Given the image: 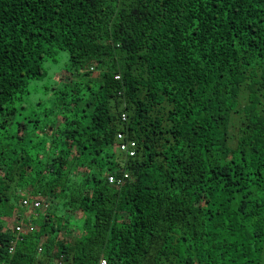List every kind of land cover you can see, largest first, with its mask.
<instances>
[{
    "label": "trees",
    "instance_id": "1",
    "mask_svg": "<svg viewBox=\"0 0 264 264\" xmlns=\"http://www.w3.org/2000/svg\"><path fill=\"white\" fill-rule=\"evenodd\" d=\"M102 259L264 264V0H0V264Z\"/></svg>",
    "mask_w": 264,
    "mask_h": 264
},
{
    "label": "built area",
    "instance_id": "2",
    "mask_svg": "<svg viewBox=\"0 0 264 264\" xmlns=\"http://www.w3.org/2000/svg\"><path fill=\"white\" fill-rule=\"evenodd\" d=\"M121 120H126V115L123 113L121 114ZM117 141H118V147L121 152H124L130 157H133L135 155V144L132 141H126L124 136L119 133L117 135ZM128 178V174H123L121 178H116L114 176H110L108 178L109 184H115L116 186H121L125 182V180ZM22 208L26 212H30L31 210L40 209L42 207V203L40 201H31L28 198H25L21 202ZM27 229L29 232L33 230V224L32 219L30 216H23V219L20 220V222L14 226L15 233L17 234V238H19L24 232L23 229ZM14 252V243L11 244L9 247L8 253L12 255ZM99 264H106L105 260H100Z\"/></svg>",
    "mask_w": 264,
    "mask_h": 264
},
{
    "label": "rangeland",
    "instance_id": "3",
    "mask_svg": "<svg viewBox=\"0 0 264 264\" xmlns=\"http://www.w3.org/2000/svg\"><path fill=\"white\" fill-rule=\"evenodd\" d=\"M64 58V60H60L57 64H53V63H45L44 67L47 69V77L43 80H39V81H33L30 83L29 88L31 89V91L33 92L32 97L33 99L39 98L42 95V92L44 91V87H47L50 83H52V81L54 80V78H56V75H58L63 69H65L66 66V54L63 53L62 54ZM21 207L18 206L16 210H22L24 211V214L22 216H31L30 212H26L24 209H20ZM37 210L39 209H34L33 211H35L37 213ZM35 212H33L35 214ZM40 212V211H39ZM32 213V214H33ZM36 217L34 216L33 219H35ZM9 228H12V223L8 224Z\"/></svg>",
    "mask_w": 264,
    "mask_h": 264
}]
</instances>
